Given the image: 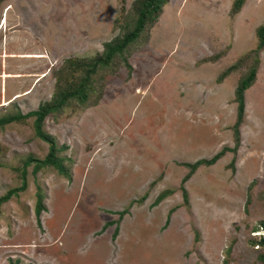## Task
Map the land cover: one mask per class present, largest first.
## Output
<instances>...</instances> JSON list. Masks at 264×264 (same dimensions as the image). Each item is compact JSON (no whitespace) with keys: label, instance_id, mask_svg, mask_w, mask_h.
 I'll list each match as a JSON object with an SVG mask.
<instances>
[{"label":"rangeland","instance_id":"374dc122","mask_svg":"<svg viewBox=\"0 0 264 264\" xmlns=\"http://www.w3.org/2000/svg\"><path fill=\"white\" fill-rule=\"evenodd\" d=\"M136 1H2L0 105L13 103L0 116L49 102L67 59L133 29ZM235 1L170 0L127 64L92 78L95 105L47 117L70 177L28 166L27 189L0 208V264H264V49L238 146L234 130L264 0L237 13ZM34 121L0 131V197L22 187L27 158L49 153ZM230 149L186 179L187 165Z\"/></svg>","mask_w":264,"mask_h":264},{"label":"trees","instance_id":"16d2710c","mask_svg":"<svg viewBox=\"0 0 264 264\" xmlns=\"http://www.w3.org/2000/svg\"><path fill=\"white\" fill-rule=\"evenodd\" d=\"M4 0H0V3ZM170 0H137L133 4L132 13L136 16L134 27L128 31L123 37L115 38L114 40L104 44V50L101 54L90 58H70L67 59L62 67L54 74L56 78L55 92L49 102H45L39 106L35 111L23 115L17 107L15 113H8L0 117V131L4 126L14 122H24L29 118H35L34 127L37 137L49 145V153L44 160L34 159L33 157L27 158L24 162L23 179L24 184L18 189H12L5 195L0 197V208L5 203L9 202L14 196L27 189L26 175L27 168L31 164H35L33 173L37 175L42 169L47 167H54L58 172L65 176L70 177L69 172L64 165L65 160L59 158L58 153L60 149L57 147L55 139L50 134L46 133L42 127L47 117L51 114L60 113L64 108L72 102H77L80 106L87 107L95 105L97 100H93L97 96L96 84L93 83V77L99 73L112 67L122 58L123 62L127 64V55L132 45L144 39L147 31L155 26L158 22L164 7ZM245 0H236L233 5V12L237 13L244 5ZM258 37V47L254 52V64L249 69L248 73L242 76L238 82L235 91V102L237 103V120L234 126L236 135V144L239 145V129L244 121L245 116V92L254 84L257 65L259 64V54L264 49V26H261L256 31ZM77 74H79L77 76ZM99 96V95H98ZM92 99V100H91ZM96 101V102H94ZM226 151L235 152V149L225 150L216 155L212 160L200 161L194 165H187L190 168L188 179L195 171L202 165L212 166L224 155ZM166 194L159 197L156 202L159 204ZM38 199L36 205V215L40 217L41 212L44 210L43 195L38 191ZM184 197L187 199V193L184 192ZM264 228V226H263ZM260 243L264 245V236L261 238Z\"/></svg>","mask_w":264,"mask_h":264},{"label":"crops","instance_id":"0c3cea01","mask_svg":"<svg viewBox=\"0 0 264 264\" xmlns=\"http://www.w3.org/2000/svg\"><path fill=\"white\" fill-rule=\"evenodd\" d=\"M21 97V96H20ZM19 96L16 98V99H19L20 98ZM6 103V102H5ZM5 103H3L2 105H0V109H2V110H0V113L2 112V111H4V108L5 107H8V105H10L11 103H13V101H10L9 102V104H5ZM1 104V103H0ZM5 116V115H4ZM0 117H3V116H0ZM15 123V122H14ZM11 124H13V123H11ZM11 124H8V125H11ZM8 125H6V126H8ZM6 126H4V127H6ZM4 127H3V129L1 130V131H3L4 130Z\"/></svg>","mask_w":264,"mask_h":264}]
</instances>
